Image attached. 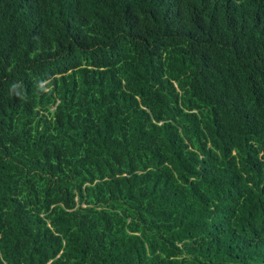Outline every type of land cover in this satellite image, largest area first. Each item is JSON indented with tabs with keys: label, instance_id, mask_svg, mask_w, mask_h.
Here are the masks:
<instances>
[{
	"label": "trees",
	"instance_id": "obj_1",
	"mask_svg": "<svg viewBox=\"0 0 264 264\" xmlns=\"http://www.w3.org/2000/svg\"><path fill=\"white\" fill-rule=\"evenodd\" d=\"M0 264H264V0H0Z\"/></svg>",
	"mask_w": 264,
	"mask_h": 264
}]
</instances>
